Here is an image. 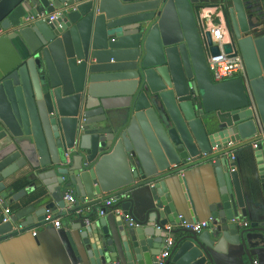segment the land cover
<instances>
[{"label": "water", "instance_id": "95a60500", "mask_svg": "<svg viewBox=\"0 0 264 264\" xmlns=\"http://www.w3.org/2000/svg\"><path fill=\"white\" fill-rule=\"evenodd\" d=\"M208 1L0 0V212L26 195L14 193L13 176H37L43 184L9 222L0 216V237L22 219L27 228L61 211L91 264H117L120 245L126 264H159L164 226L185 220L166 178L188 159L211 155L220 192L211 204L213 228L184 231L189 235L176 239L163 264H215L225 243L248 255L264 245L250 177L245 187L224 155L229 144L248 142L264 127V11L254 21L244 0H231L230 37L248 83H215L206 54L213 41L209 32L202 39L198 22ZM225 49L232 52L231 44ZM135 182L150 187L153 206L141 218L130 198L120 200L116 206L133 225L124 216L114 226L105 216L86 224L93 215L66 201L70 189L93 201ZM261 185L264 194V176ZM247 218L253 222L243 227ZM63 232L77 255L71 233Z\"/></svg>", "mask_w": 264, "mask_h": 264}, {"label": "crops", "instance_id": "0c3cea01", "mask_svg": "<svg viewBox=\"0 0 264 264\" xmlns=\"http://www.w3.org/2000/svg\"><path fill=\"white\" fill-rule=\"evenodd\" d=\"M212 1L218 2L219 0ZM263 5L260 8L262 10ZM252 145L253 139L234 145L232 151L236 154V169L240 173L245 187L247 186V176L250 177L256 193L255 202L259 204L261 217L264 218V194L261 185V178L264 176L262 175L264 173V145L262 148V164L257 161L256 157L259 150H255ZM213 162L214 160L208 159L199 163L178 167L166 178L167 188L169 187L170 191L172 190L171 192L176 201L182 205V209L179 211L180 218H185L188 222L211 219V204L220 197ZM24 174L21 173L13 176L10 181L14 182V193L26 190L25 196L22 195L17 202L8 206L12 212H18L22 209L28 199H36V195L43 188L42 181L37 176L27 178ZM114 194L122 196L121 201L130 198L133 201L135 216L140 215L141 218H145L147 210L153 206L150 187L147 184L139 182H135L129 187L109 194L102 193L93 201L77 198V204L79 207L91 206L94 208L103 204L106 199ZM0 204L2 205L3 203L1 202ZM117 207L122 209L121 205ZM4 211L5 209L1 207L0 216L4 214ZM89 212H86L85 215H90ZM91 215L93 216L90 224L103 217L97 211L91 213ZM104 216L107 217L112 226H114L115 219H119L111 209H108ZM52 217L54 219H61L60 229H57L51 223L46 224L45 222L23 228L21 227V223L24 222V219L17 224L13 223V231L0 237V254L4 264H91L79 232L72 229L74 222L67 221L66 214L61 211L56 215L52 214ZM164 218L167 219V216ZM241 222L249 223L250 227L253 221L247 218L242 219ZM179 224L167 223V225L174 226ZM63 230L71 233L77 248V255L70 242H68V237L65 236ZM33 232H36L37 235L34 236ZM174 234L177 240L189 235L181 228H176L170 237H173ZM119 250L121 261L117 264H126L121 245ZM248 254L242 247L236 248L225 243L220 247L219 252H214V260L215 264H252V261L257 259L260 264H264V245L260 248L252 249L250 255ZM133 264H136V262H133Z\"/></svg>", "mask_w": 264, "mask_h": 264}, {"label": "built area", "instance_id": "2783aa9c", "mask_svg": "<svg viewBox=\"0 0 264 264\" xmlns=\"http://www.w3.org/2000/svg\"><path fill=\"white\" fill-rule=\"evenodd\" d=\"M60 11H56L54 14L48 16L50 21H53L58 15H60ZM218 23H215L217 21ZM199 27L201 28V35L204 41H207L206 33L209 32L211 35V40L213 41V45L210 46L206 42V54H207V63L212 79L215 83H220L224 81H228L231 79H243L246 83H248L247 69L244 62V59L239 51L238 46L233 42L232 38L228 34V31L223 25V22L219 18H209L208 16H200L199 15ZM231 44L232 52L228 53L226 51V45ZM212 47H216L218 49V54H213L211 51ZM264 144V127L262 125L259 126V130L256 135L253 137V145L252 147L255 150H259L260 147ZM234 147L233 144H229V146L224 150V155L230 158L232 161L236 160V154L232 151ZM215 160L211 155H203L201 157L190 158L188 159L187 164L199 163L205 160ZM122 196H118L114 194L113 196L106 199L103 204L100 206L92 208L91 206L79 207L76 192L73 189H70L68 194L66 195V201L71 205L77 207V212L86 214L95 213L96 211L100 216H104L108 209L117 215L124 216L126 220L131 221V225L134 224L133 220L130 216H125L124 211L117 207V203L121 199ZM5 218L3 219L4 223H7L11 220L12 211L9 208H6L4 211ZM46 224L51 223L57 229L61 228V219H54L52 214L47 215L46 220L44 221ZM91 219L86 218L85 223L90 224ZM243 227H249V223L240 222ZM176 228H181L184 231H191L194 234L200 235L205 231L211 230L213 228L212 220L207 221H198V222H188L183 220L179 225H165L164 231L169 235L167 242L164 246L163 252L158 258L159 264H163L164 261L171 255V251L175 245L176 238L170 237L173 231ZM25 230V229H23ZM33 235L36 236L37 233L33 232ZM252 264H260L259 260L254 259Z\"/></svg>", "mask_w": 264, "mask_h": 264}, {"label": "flooded vegetation", "instance_id": "af4514ba", "mask_svg": "<svg viewBox=\"0 0 264 264\" xmlns=\"http://www.w3.org/2000/svg\"><path fill=\"white\" fill-rule=\"evenodd\" d=\"M219 1L214 2L212 0H209L208 5L214 6L218 10H220L221 14H219L216 17L219 18L223 22V25L226 28V30L230 33V36L232 35L234 38V28H233V23H232L231 14H230V8L233 7V4L231 3V5H228L227 0H219ZM247 3H248V1H247ZM244 4H245V1H244ZM245 10H246V14L248 15V17L252 16L254 21H258V17L254 16L255 12H251L250 8H248V6L246 4H245ZM199 13H200V11H199ZM216 13H219V11H217ZM198 15H200V14H198ZM244 36H247V35H244Z\"/></svg>", "mask_w": 264, "mask_h": 264}, {"label": "rangeland", "instance_id": "374dc122", "mask_svg": "<svg viewBox=\"0 0 264 264\" xmlns=\"http://www.w3.org/2000/svg\"><path fill=\"white\" fill-rule=\"evenodd\" d=\"M245 4L248 6V8H250L251 12H255L254 14H260V8L264 3V0H244ZM248 1V3H247ZM220 2V1H219ZM231 0H227V4L231 5ZM264 6V5H263ZM264 11V7H262ZM200 16H208L209 18H216V16H218L220 13V10H218L216 7L214 6H202L200 8ZM217 11H219V13H216ZM259 11V12H258ZM264 14V13H263ZM262 18H264V15L262 16ZM215 23H218L217 21H215Z\"/></svg>", "mask_w": 264, "mask_h": 264}, {"label": "trees", "instance_id": "16d2710c", "mask_svg": "<svg viewBox=\"0 0 264 264\" xmlns=\"http://www.w3.org/2000/svg\"><path fill=\"white\" fill-rule=\"evenodd\" d=\"M217 22H219V21L217 20Z\"/></svg>", "mask_w": 264, "mask_h": 264}]
</instances>
